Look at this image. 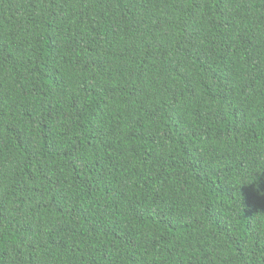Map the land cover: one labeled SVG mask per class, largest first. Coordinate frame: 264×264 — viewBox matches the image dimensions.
I'll return each instance as SVG.
<instances>
[{
	"label": "trees",
	"instance_id": "trees-1",
	"mask_svg": "<svg viewBox=\"0 0 264 264\" xmlns=\"http://www.w3.org/2000/svg\"><path fill=\"white\" fill-rule=\"evenodd\" d=\"M0 264H264V0H0Z\"/></svg>",
	"mask_w": 264,
	"mask_h": 264
}]
</instances>
